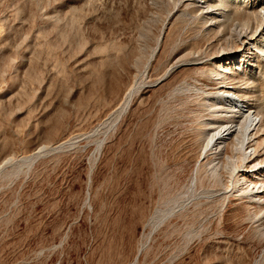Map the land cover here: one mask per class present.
Here are the masks:
<instances>
[{
  "label": "rangeland",
  "instance_id": "374dc122",
  "mask_svg": "<svg viewBox=\"0 0 264 264\" xmlns=\"http://www.w3.org/2000/svg\"><path fill=\"white\" fill-rule=\"evenodd\" d=\"M223 86L264 165V0H0V264H264Z\"/></svg>",
  "mask_w": 264,
  "mask_h": 264
},
{
  "label": "bare ground",
  "instance_id": "6f19581e",
  "mask_svg": "<svg viewBox=\"0 0 264 264\" xmlns=\"http://www.w3.org/2000/svg\"><path fill=\"white\" fill-rule=\"evenodd\" d=\"M245 43L248 44V42H245ZM228 69H229L228 67L223 68L224 73H229ZM217 93L220 94L221 100L234 102V104H232V106H231V109H232L231 112H233L235 115H239V116L243 117L244 121L242 120L243 122H241V123L240 122L235 123V121H233V118H232V120L230 119L229 121H226L224 118H221V121H223V122H221L220 125L218 124V127L216 129L210 130L212 132L214 130V133L211 136V138L209 139V143L212 144V146H214L215 149L220 148L221 145H223L222 146V147H224L223 150H222V148H220V150H222V152L228 150L229 148H231V150H232V147H234V152L232 150L233 156H230V158L232 157L234 159L233 164H232V167H235L233 169V174L239 180H242V184H240V185L244 186V184H246V187L244 186L245 188L244 187L240 188L241 193L248 195V197H249L248 199L257 198V200H255L256 204H264L263 185L260 183V181H259L260 179L259 180L255 179V175L252 177L250 175V173L255 174L254 169L256 167H257V170H259L261 168V166L263 165V164H261L262 163L261 161L255 162V159L258 156L257 152H259V151H257V147H258L257 138L258 137L255 136L254 129L256 126L261 125L260 124L261 121L258 120L256 122L255 119L251 116L248 107L246 105H244V101L242 100L243 98H241V97H243L245 94L239 92L237 89H235L234 87H230V86L229 87L223 86L222 88H219ZM218 122H219V120H218ZM210 124H213V123H210ZM256 131H257V129H256ZM259 140H261V139H259ZM230 146H232V147H230ZM259 149H260V147H259ZM221 154H223V153H221ZM228 154L230 155V153H228ZM213 155H215L214 152H213ZM226 159H227V157H226ZM226 167H228V165ZM243 168H245V169L243 170ZM231 174H232V171H231ZM231 177H232V175H231ZM232 190H233V188H232ZM238 192H239V190H238ZM237 199H238V197H237ZM239 199H240V197H239Z\"/></svg>",
  "mask_w": 264,
  "mask_h": 264
}]
</instances>
